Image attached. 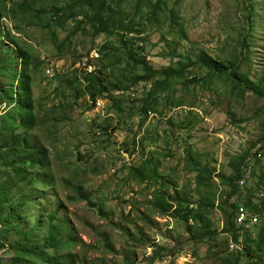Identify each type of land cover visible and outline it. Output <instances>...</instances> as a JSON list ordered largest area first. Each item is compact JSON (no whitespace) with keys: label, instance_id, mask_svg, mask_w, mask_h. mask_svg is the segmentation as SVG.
Here are the masks:
<instances>
[{"label":"rangeland","instance_id":"374dc122","mask_svg":"<svg viewBox=\"0 0 264 264\" xmlns=\"http://www.w3.org/2000/svg\"><path fill=\"white\" fill-rule=\"evenodd\" d=\"M0 14V146L22 134L48 156L47 183L0 169V264H38L28 251L61 223L63 264L253 263L257 237L232 250L231 226L264 189V0H0ZM22 83L30 132L11 120Z\"/></svg>","mask_w":264,"mask_h":264},{"label":"trees","instance_id":"16d2710c","mask_svg":"<svg viewBox=\"0 0 264 264\" xmlns=\"http://www.w3.org/2000/svg\"><path fill=\"white\" fill-rule=\"evenodd\" d=\"M0 50V53L4 54L2 51L4 49H1L0 47ZM5 54H7V52H5ZM1 58L4 59L3 57ZM2 73L3 72L0 74ZM16 90V93L11 91L9 92L8 99H11V96L14 95L20 96V99L13 110L15 116L11 120H16V118L20 117L21 119L19 127L24 132H30L35 126V119L32 116V93L29 87L25 86L23 83L20 84ZM7 138V141H5V143L0 146V169H7L9 167H12L13 169L15 168L18 177H28L30 178L31 184L34 185L38 181L47 183L45 171L48 167V156L46 155V152L38 148L36 144L32 142V140L28 139V137H25L22 134L16 135L15 133H11L7 136ZM29 162L31 163V167L33 169H37V173L34 172L33 169H26V166ZM41 170H43L44 173H40ZM26 191L30 193L29 188L26 189ZM11 193L12 190L7 185L2 184L0 186V208H2L9 201ZM19 207H21V205ZM19 207L13 210L18 209ZM12 212L14 213V211ZM12 212L11 215L14 216ZM51 219H53V216ZM231 227L233 233L232 235L237 241V239H239V235H237L235 232L234 219L233 226ZM68 230V227L64 226L62 223L58 225L52 224L48 236L43 237L42 244L37 248L31 247L27 254L32 255L33 258H37L38 264H63L65 257L64 253L59 250V245L62 243V241L58 239V234H60V232H64L67 236H69L67 233ZM254 234L257 237H255V241H257L258 245V257L255 254L256 252L250 249L248 250L247 255H249L252 259V264H264V222L261 223V225L255 230H248L245 234V241L247 242L248 239L253 240ZM29 239H31V236H29L28 232L23 230V232L20 234L19 243H15L13 250L17 251V253H22L23 248L27 246ZM51 251L53 252L51 253Z\"/></svg>","mask_w":264,"mask_h":264},{"label":"built area","instance_id":"2783aa9c","mask_svg":"<svg viewBox=\"0 0 264 264\" xmlns=\"http://www.w3.org/2000/svg\"><path fill=\"white\" fill-rule=\"evenodd\" d=\"M247 178L244 174L239 180L238 186L241 193L248 187ZM244 195H247L246 200L237 204L234 217L236 234L238 231L239 239L235 241V244H231L232 250L240 252L245 250L244 238L246 232L255 230L264 222V189L256 191L255 194L251 191ZM255 234L253 237H256Z\"/></svg>","mask_w":264,"mask_h":264}]
</instances>
